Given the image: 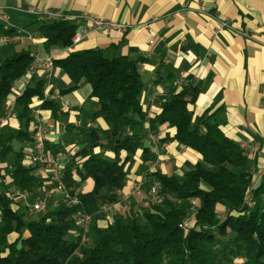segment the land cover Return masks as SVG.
<instances>
[{"label":"trees","instance_id":"16d2710c","mask_svg":"<svg viewBox=\"0 0 264 264\" xmlns=\"http://www.w3.org/2000/svg\"><path fill=\"white\" fill-rule=\"evenodd\" d=\"M36 23L48 49L53 45L70 46L79 29L78 22L65 19ZM15 31L0 22V37ZM34 59L29 49H21L0 60V118L13 87ZM146 60L143 56L108 57L102 48L77 49L55 59V65L71 81L62 93L89 85L91 96L99 102L91 121L102 118L108 127L77 126L85 139L71 155L62 178L79 203L68 205L64 200L38 218H28L30 203L24 210L13 207L12 190L27 193L36 187L35 170L39 166L24 163L26 146L34 140L33 130L28 128L33 121V99H43L44 109L56 111L59 105L45 97L44 79L35 77L16 98L20 127L10 133L0 128V162L11 165L9 174L1 176L0 264H264V180L254 187V206L245 205L254 179L248 154L222 131V108L194 117L190 106L201 93L198 84L188 82L173 89L161 110L147 115L141 102V64ZM164 124L176 132L159 138V142L177 141L200 153L202 160L181 173L147 168L146 184L160 186L162 202L141 213L114 215L106 225L92 224L88 241L82 244L74 216L96 213L100 199L117 201L139 151L144 163L157 161L160 151L154 147L159 142L154 143L151 134H157ZM15 141L25 143L23 150H16ZM96 148L111 151L114 157L97 153ZM88 178L93 180V188L76 193ZM191 198L199 202L196 222L184 230L180 223L191 211ZM219 204L226 207L225 218L216 212ZM11 233L18 236L10 242L7 237ZM71 233L77 238H70ZM236 257L242 262L236 263Z\"/></svg>","mask_w":264,"mask_h":264},{"label":"crops","instance_id":"0c3cea01","mask_svg":"<svg viewBox=\"0 0 264 264\" xmlns=\"http://www.w3.org/2000/svg\"><path fill=\"white\" fill-rule=\"evenodd\" d=\"M0 5L11 7L7 11L16 28H24L34 36L32 40L19 45L0 43L3 46L0 47V60L21 49H29L35 56L57 53L54 50L57 48L45 47L46 38L40 33L36 18L17 11L18 7L61 10L126 24L125 31L93 30L74 50L102 48L108 57L125 55L147 58L141 64L144 84L141 102L148 116L161 110L162 103L170 99L173 89L181 88L177 82L181 72H184V84L193 82L201 87L196 103L190 106L194 117H200L209 109V113H212L222 108L219 114L222 119L220 127L225 135L238 144L252 137L259 147L256 154L248 155L249 170L255 172L264 166V0H0ZM201 6L204 11L199 10ZM171 13L173 15L169 16ZM218 20L228 21L229 27H224L215 34ZM77 22L79 27L88 24L86 18ZM152 39L155 42L150 44ZM46 75L45 72H40L35 75V80L44 79L45 97L59 105L56 111L42 108L50 129L48 145L52 152L62 153L76 144L79 147L80 140L85 139L76 122L85 124L92 120L91 115L99 109V102L96 97L91 96L89 85L62 93L71 85V81L60 67L54 68L49 81ZM60 96L69 101V107H60ZM16 98L12 94L8 104L16 102ZM42 103L43 99L39 97L33 99V106H41ZM16 115L5 124H0L4 132L10 133L20 127L21 121ZM94 121L98 127H108L102 118ZM147 125L146 123V127ZM28 128L32 132L33 121ZM175 132L174 128L164 124L157 135L162 138L167 134L173 136ZM15 142L14 147L18 151L25 145ZM159 145L157 152H161L163 162L157 168L165 173H181L183 168H194L202 160L200 153L177 141L159 142ZM94 151L114 157L113 152L105 149L96 148ZM140 154L141 151L136 154L135 161L129 167L127 182L122 189L124 195L141 175L138 173L144 172L140 171L143 165L147 168L150 166V171L156 168L151 161L144 163ZM167 158L171 160L170 163ZM70 159L71 156H66L64 164ZM0 170L1 176H7L11 170L10 163L0 162ZM35 174L37 195L30 194L29 199L34 201L35 197L42 196L50 203L49 209L53 208L51 206L56 207L63 201L64 195L55 188L48 172L37 167ZM93 183L88 178L81 183L79 190L90 191ZM12 191L15 198L13 207L24 210L30 200L18 197ZM138 203L137 197L136 205ZM136 210H131L132 214L139 213ZM111 213L108 216L110 221L114 215ZM100 221L97 220L95 224ZM17 236V233H11L7 239L11 242ZM75 237L71 233L70 238ZM240 261L241 258L238 257L235 260L238 263Z\"/></svg>","mask_w":264,"mask_h":264},{"label":"built area","instance_id":"2783aa9c","mask_svg":"<svg viewBox=\"0 0 264 264\" xmlns=\"http://www.w3.org/2000/svg\"><path fill=\"white\" fill-rule=\"evenodd\" d=\"M11 7L1 6L0 5V22L3 24V26L6 29L15 28L16 31L12 33L11 35H2L0 37V43H14L18 41H22L25 39L32 38V34L28 32L24 28H16V26L13 25V23L10 20V16L8 14V9ZM13 9V8H12ZM17 11L20 12H26L27 14H30L36 18V20L40 22H48V21H56V20H72V21H79L80 19L86 18L88 21V24L84 27H79L78 31L74 34L72 38V43L70 46H67L65 48H57V53L47 55L44 57L35 56L38 61L36 65L34 64V68L29 71L28 74H26L20 81L19 84H16L13 87V94H15L16 97L21 95V93L26 89V87L31 83L32 79L35 77V68L37 70H41L42 72H45L47 75V80L52 76L54 65H55V59L59 56H63L65 54H69L74 50V48L80 44L87 36L90 35V33L93 30H122L125 31L127 29L126 24H122L119 22H115L113 20H107L104 18L99 17H93L89 15H75L71 13H66L61 10H52V9H39L34 6H28L26 8H16ZM200 11H204V7H199ZM173 13L169 14V16H172ZM218 30H214V33L216 34L220 29L224 27H229V23L226 20H218ZM247 34V33H244ZM162 38V37H161ZM155 42V39H152L150 41V44H153ZM39 68V69H38ZM185 73L181 72L179 79H178V86H181L185 83ZM59 101H61L63 108L69 107V101L65 97H59ZM13 115H15V101L11 102L7 105L5 114L3 117L0 118V124H5L8 119H10ZM33 115V136L34 140L27 144V156L26 161L24 162L26 165H34L39 166L44 171L48 172L51 176V179L56 181L59 185V191H61L64 195V199L68 205H76L79 203V199L77 195H70V192L68 191L64 181H63V170L65 168V164L63 162L64 158L66 156H71L72 154L76 153L79 150L78 145H74L71 147L70 150H67L62 153H54L50 150L48 146V136L50 133L49 124L46 122V118L43 115L42 108L40 105L33 106L32 110ZM91 124H94L93 122H90ZM78 126L81 125V122H76ZM95 125V124H94ZM151 139L154 143L159 142V137L156 135H151ZM240 147L248 154V155H254L259 151V147L256 144V141L254 138L249 137L244 141H241L239 143ZM160 155V152L158 153ZM160 160L157 159L156 164ZM1 170H0V178H1ZM253 181L252 184L247 191L244 203L245 205L252 207L254 206V187L256 184L262 182L264 180V166L260 168L259 170H256L253 172ZM147 175L141 174L139 178L137 179L134 185L133 190H140L144 183H146ZM149 195H145L141 199V201L137 204L136 208L137 210L148 208L153 206V204H159L164 199V196L162 194L161 188L157 183H153L150 186L149 189ZM76 193H79V190L76 191ZM18 197L21 198H27V196L21 192L17 193ZM14 197V195H13ZM190 203L193 207L198 208L199 202L196 198H191ZM32 208L34 210H45L47 207V200L42 196H37L34 199V202L31 204ZM131 208L129 198L128 196H122L119 201L116 202H110L102 206V208L99 210V212L103 213H111L114 214H120L129 211L128 209ZM226 211V210H225ZM225 212L224 214H219L222 218H225L226 216ZM93 215L82 212L78 213L74 216V220L78 224V230L81 238V243L85 244L88 241V236L90 233V226L92 223ZM194 223L189 222V220H184L180 223V227L184 230H189L192 228Z\"/></svg>","mask_w":264,"mask_h":264},{"label":"rangeland","instance_id":"374dc122","mask_svg":"<svg viewBox=\"0 0 264 264\" xmlns=\"http://www.w3.org/2000/svg\"><path fill=\"white\" fill-rule=\"evenodd\" d=\"M34 20V19H33ZM31 21H32V18H31ZM34 25H37V24H35L34 23ZM90 36V35H89ZM89 36H87L85 39H87ZM33 37L34 36H32V38H29V39H25V40H22V41H18V42H14V43H7V44H5V45H19V44H21V43H24V42H26V40H32L33 39ZM84 39V40H85ZM83 40V41H84ZM46 41V40H45ZM82 41V42H83ZM81 42V43H82ZM0 47H3L2 45L0 46ZM52 47H55V48H61V47H59L58 45H53ZM51 47V48H52ZM13 48H14V46H13ZM55 51H57L56 49H54ZM52 53H48V54H39V55H37V57L38 56H41V57H44V56H47V55H51ZM37 61H38V59L35 57V59H34V62L30 65V67H29V69L27 70V72H26V74H28L29 73V71H31L33 68H34V64L36 65V63H37ZM56 67V65H54V68ZM39 69V68H38ZM54 71V70H53ZM40 72H42L41 70H37L36 68H35V75H37V74H39ZM60 107L63 109V105H62V103H61V101H60ZM90 122H94V121H91V120H88V121H86V123L85 124H82V125H84V126H88V127H91V126H98V125H96L95 123V125L94 124H91ZM82 125H80L79 127H81ZM76 126H78V125H76ZM151 135H156L157 136V134H151ZM17 144V142H15V145ZM152 144V143H151ZM160 146V145H159ZM156 148V150H157V146L155 147ZM161 154V153H160ZM158 159H161L157 164H156V161H154L153 163L151 162V164H153L154 165V167H156L157 168V166H159L160 164H162L161 162H163L162 160V157H161V155H158V157H157ZM167 160H168V162L170 163L171 162V160L169 159V158H167ZM152 165V166H153ZM145 168H147V166L146 165H143V167L140 169V171H144L143 173H138V174H145V172H146V170H145ZM148 168H150V166L148 167ZM52 180V179H51ZM53 182H54V185H55V188L56 189H59V185H58V183L56 182V181H54V180H52ZM64 181V180H63ZM137 181V179L135 180V182ZM2 183H3V180H2V178H0V186L2 185ZM64 183H65V181H64ZM65 185H66V183H65ZM134 185H135V183H133V185H131V187H130V189H129V191H127L126 192V196H128V198H129V202H130V205H131V208L130 209H128L129 211H131V210H133L134 209V207H136L137 205H136V202H137V197H138V200H139V202L141 201V199L143 198V197H145V195H149V189H150V186L151 185H147L146 183H144L143 184V186H142V188L138 191V190H133L134 189ZM206 186V185H205ZM66 187H67V185H66ZM80 187V186H79ZM79 187H77L76 188V191H78L80 188ZM68 189V188H67ZM69 191V190H68ZM81 190H79V192H80ZM19 192H21V191H19V190H14V193H19ZM105 192V190H102V192L101 193H104ZM119 192V195H120V197H119V199L117 200V201H119L120 200V198L122 197V196H125L124 195V192H122V190L120 191H118ZM21 193H23V194H25L26 196H27V200H30L29 198H30V194L31 195H37L36 193H35V189L33 190V192H27V193H25V192H21ZM63 194V193H62ZM16 198H18V197H16ZM23 199H25V198H23ZM197 199V198H196ZM65 199L63 198V201H64ZM34 201H32V200H30L29 201V203H30V205H29V209H30V211H29V217L28 218H38V217H40L44 212H46V211H48L49 210V207H50V203L48 202L47 203V207H46V209L45 210H34L33 208H32V203H33ZM113 202H116V201H113ZM107 203H110V202H107V199H100V207H99V209L97 210V212L96 213H94V214H91V215H93V219H92V223H91V226H90V231H91V229H92V224H94V223H96V221L97 220H101L100 222H98L99 224H101V225H106V224H108L109 223V218H108V216L110 215L109 213L107 214V213H103V212H99V210L102 208V206H104L105 204H107ZM60 204V203H59ZM59 204H57V205H59ZM160 204V203H159ZM189 204H190V213H188V215L182 220V221H184V220H189V222H192V223H195L196 222V219H195V217H196V214H197V209L198 208H195V207H193L192 205H191V203L189 202ZM157 205V203L156 204H153V206H151V207H148V208H143V209H140V210H136V211H138L139 213H141V211H143V210H150V209H152L154 206H156ZM221 206H222V208H221ZM51 207H55V206H51ZM226 210V207H224V205H221V204H219L217 207H216V212L218 213V214H224L225 212H227V211H225ZM128 212V211H127ZM127 212H124V213H127ZM1 213V212H0ZM112 214V213H111ZM114 215H116V214H114ZM114 215H112L111 217L113 218L114 217ZM144 219V218H143ZM112 220V219H111ZM181 221V222H182ZM75 238H77V236L75 237ZM233 249V248H232ZM231 252L233 253V251L231 250ZM233 255H235V254H233ZM236 260H237V257H236ZM235 261V260H234ZM240 262H242V259H241V261ZM239 262V263H240ZM236 263H238V262H236Z\"/></svg>","mask_w":264,"mask_h":264}]
</instances>
